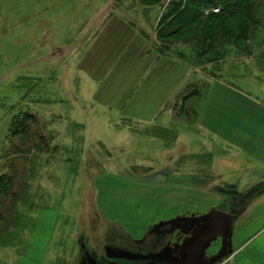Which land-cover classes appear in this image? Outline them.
I'll return each mask as SVG.
<instances>
[{"label": "rangeland", "instance_id": "rangeland-1", "mask_svg": "<svg viewBox=\"0 0 264 264\" xmlns=\"http://www.w3.org/2000/svg\"><path fill=\"white\" fill-rule=\"evenodd\" d=\"M173 2L0 0V179H5L0 190V264H82L87 244L98 256L107 253L105 243L127 247L125 238L104 225L113 220L103 212L128 216L113 203L118 189L138 190L132 205L142 206L150 202L149 186H154L176 203L175 209L171 203L163 208L160 217L176 211L179 217L207 220L213 209L238 218L234 205L242 198L234 195L235 187L243 192L264 184V167L256 168L254 161L221 147L209 152L195 123L210 87L224 80L223 72L251 76L252 85L264 93V0L257 9L259 24L246 45L227 48V58L215 62L208 57L194 60L191 45L180 37H163L162 20ZM112 15L132 20L154 52L189 67L183 106L177 100L173 122L171 117L145 131L147 127L117 115L103 117L93 102L94 85L72 71L101 26L97 22ZM170 44L172 50L166 48ZM194 90L197 97H192ZM51 97L52 103L45 102ZM58 98L69 99L54 102ZM19 118H27L31 131L38 133L13 155L15 150L6 144ZM232 164L249 170L245 180H236ZM160 173H167L169 180L161 181ZM176 186L183 187V197H175ZM194 189L215 191L216 198L195 196Z\"/></svg>", "mask_w": 264, "mask_h": 264}, {"label": "crops", "instance_id": "crops-1", "mask_svg": "<svg viewBox=\"0 0 264 264\" xmlns=\"http://www.w3.org/2000/svg\"><path fill=\"white\" fill-rule=\"evenodd\" d=\"M99 22L101 26L72 70L77 77L94 85V105L101 109L103 117L117 115L126 123H137L143 129L147 127L145 131L154 123H164L171 117L173 122L177 100L183 106V95L190 80L189 67L181 60L154 52L132 20L112 15ZM235 72H223L224 80L210 87L197 111L195 123L199 139L209 147V152L212 147H221L224 151L236 152L238 158L254 161L256 168H261L264 167V93L252 85L251 76L245 78L242 72L239 75ZM52 98L45 102L52 103ZM75 119L71 115V120ZM208 154L218 166L216 154ZM232 165V173L239 175L236 180H245L244 172L249 170H238ZM159 176L161 181L169 180L167 173ZM256 187L243 192L236 187L233 190L235 196L242 198L237 206L234 205L238 218L213 209L207 220L179 217L176 211L160 217L163 208L171 203L175 209L176 203L172 204L174 199L170 193L160 196L154 186H149L153 193L150 202L145 201L142 206L132 205L131 198L138 190L118 189L119 197L113 203L120 213H128V216H122L121 220L103 212L105 218L113 220L104 225L107 229L113 227L114 233L125 238L127 247H108L105 243L107 253L98 256L88 251L87 244L81 263L264 264V184ZM174 192L176 198H181L184 189L176 186ZM193 192L195 196L206 194L199 189ZM206 196L215 199V191ZM149 256H154L155 260L147 259Z\"/></svg>", "mask_w": 264, "mask_h": 264}, {"label": "trees", "instance_id": "trees-1", "mask_svg": "<svg viewBox=\"0 0 264 264\" xmlns=\"http://www.w3.org/2000/svg\"><path fill=\"white\" fill-rule=\"evenodd\" d=\"M185 1L173 2L175 4L163 17V37L170 40L180 37V42L191 45L194 60L208 57L209 62H215L227 58L228 50H225L245 46L259 24L257 9L260 0H188L184 3ZM216 8L220 9V13L212 12ZM207 11L211 13L206 15ZM172 47V44L166 45L167 49ZM195 92L194 90L192 96ZM14 122L16 129L11 128V141L7 145L9 150H15L13 155L20 151L23 142L38 133L31 131L32 124L27 118L15 119ZM4 180L0 179V190L5 186H2Z\"/></svg>", "mask_w": 264, "mask_h": 264}, {"label": "built area", "instance_id": "built-area-1", "mask_svg": "<svg viewBox=\"0 0 264 264\" xmlns=\"http://www.w3.org/2000/svg\"><path fill=\"white\" fill-rule=\"evenodd\" d=\"M168 1H169V2H173V1H176V0H168ZM212 12H213L214 14H218V13H220V9H218V8L213 9ZM207 13L210 14L211 11H208Z\"/></svg>", "mask_w": 264, "mask_h": 264}, {"label": "water", "instance_id": "water-1", "mask_svg": "<svg viewBox=\"0 0 264 264\" xmlns=\"http://www.w3.org/2000/svg\"><path fill=\"white\" fill-rule=\"evenodd\" d=\"M230 228L232 229V225H230L229 229H230ZM225 236H226V238H227L226 240H228L229 232H228L227 235H225ZM147 259L155 260V257H154V256H151V257L149 256V257H147Z\"/></svg>", "mask_w": 264, "mask_h": 264}, {"label": "flooded vegetation", "instance_id": "flooded-vegetation-1", "mask_svg": "<svg viewBox=\"0 0 264 264\" xmlns=\"http://www.w3.org/2000/svg\"><path fill=\"white\" fill-rule=\"evenodd\" d=\"M238 204H235V206H237ZM235 218V217H234ZM167 230H169V228L167 229ZM157 260V259H156Z\"/></svg>", "mask_w": 264, "mask_h": 264}]
</instances>
